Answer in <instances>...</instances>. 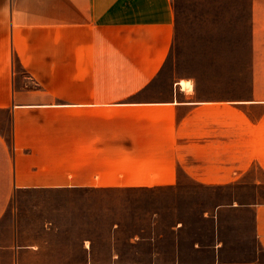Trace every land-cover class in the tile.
Wrapping results in <instances>:
<instances>
[{"label":"crops","instance_id":"1","mask_svg":"<svg viewBox=\"0 0 264 264\" xmlns=\"http://www.w3.org/2000/svg\"><path fill=\"white\" fill-rule=\"evenodd\" d=\"M250 2L251 97L221 101L146 86L172 46V0H0V264H61L18 243L16 202L34 193L264 185V0ZM109 79L134 86H95ZM198 219L205 240L149 264H264V199Z\"/></svg>","mask_w":264,"mask_h":264},{"label":"rangeland","instance_id":"2","mask_svg":"<svg viewBox=\"0 0 264 264\" xmlns=\"http://www.w3.org/2000/svg\"><path fill=\"white\" fill-rule=\"evenodd\" d=\"M172 3V46L161 70L146 86L163 91L186 78L198 90L197 98L249 99L253 55L250 0ZM62 84L72 86L71 82ZM95 86L134 83L109 79L97 80ZM251 173L259 174V169L253 166ZM242 180L245 183L219 188H197L186 182L182 190L34 193L16 202L22 224L18 243L36 246L30 249L33 256L61 264L82 263L88 252L93 264H149L154 251L157 258L167 259L177 241L205 240L208 227L198 219L202 210L233 200L264 199V185L256 191L249 176ZM6 259L7 251H1L0 261Z\"/></svg>","mask_w":264,"mask_h":264},{"label":"bare ground","instance_id":"3","mask_svg":"<svg viewBox=\"0 0 264 264\" xmlns=\"http://www.w3.org/2000/svg\"><path fill=\"white\" fill-rule=\"evenodd\" d=\"M178 85L181 86L182 88L184 89H192L193 88V83H192V80L190 79H186V78H181L179 81H178Z\"/></svg>","mask_w":264,"mask_h":264}]
</instances>
